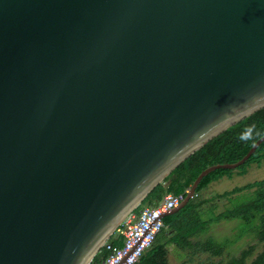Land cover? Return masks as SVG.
<instances>
[{
    "label": "water",
    "instance_id": "water-1",
    "mask_svg": "<svg viewBox=\"0 0 264 264\" xmlns=\"http://www.w3.org/2000/svg\"><path fill=\"white\" fill-rule=\"evenodd\" d=\"M262 109L264 0H0V264H90L175 168Z\"/></svg>",
    "mask_w": 264,
    "mask_h": 264
},
{
    "label": "trees",
    "instance_id": "trees-1",
    "mask_svg": "<svg viewBox=\"0 0 264 264\" xmlns=\"http://www.w3.org/2000/svg\"><path fill=\"white\" fill-rule=\"evenodd\" d=\"M252 128L251 138L241 139V136ZM264 135V109L233 125L205 146L187 158L175 168L162 183L157 185L132 211L138 214L146 206L157 205L165 195H186L196 177L206 168L217 164H232L244 157L252 145ZM264 162V142L259 145L249 159L235 170H215L202 178L196 188L195 196L179 211L163 218V227L155 238L152 246L146 250L137 264H166V246L174 245L182 251H189L190 255L208 254L211 258H220L217 262L200 264H264V179L248 183L231 191L216 195L215 198H230L234 195L249 192L251 197L246 202L221 212L211 219H203L202 207L209 201L201 199V193L210 184L224 177L231 178L233 174L243 176L251 165L259 166ZM240 220L244 228L239 239L244 236L254 238L256 245H249L241 250L238 256H227V248L233 244L231 240L223 244L211 240L191 242V239L205 234L209 226L220 221ZM235 241V242H236ZM114 247H120V237L114 233L106 241ZM257 245L261 251L250 261ZM109 252L102 246L95 254L90 264H101ZM224 256L226 258H224Z\"/></svg>",
    "mask_w": 264,
    "mask_h": 264
},
{
    "label": "rangeland",
    "instance_id": "rangeland-1",
    "mask_svg": "<svg viewBox=\"0 0 264 264\" xmlns=\"http://www.w3.org/2000/svg\"><path fill=\"white\" fill-rule=\"evenodd\" d=\"M262 179H264V162H262L259 166L254 164L251 165L247 168L246 174L243 176L233 177L231 179L223 178L210 184L201 195V199L209 201L202 207L201 213L203 219H211L223 211L246 202L251 197L249 192L221 199L215 198L216 195H220L224 192L231 191L233 188L241 187L248 183H253ZM243 228L244 224L240 220L216 222L209 226L207 233L191 239V242L194 243L197 241L204 242L205 240H211L215 243L223 244L226 241L231 240L234 243L228 246L226 257L228 255L238 256L240 251L249 245H256L254 238L249 236H244L236 241ZM166 250V264H200L217 262L220 260V258H211L208 254L199 253L196 255H190L189 251H182L174 245L166 246ZM260 251L261 245H257L252 257L248 259V262H250ZM226 257L224 256V258Z\"/></svg>",
    "mask_w": 264,
    "mask_h": 264
},
{
    "label": "built area",
    "instance_id": "built-area-1",
    "mask_svg": "<svg viewBox=\"0 0 264 264\" xmlns=\"http://www.w3.org/2000/svg\"><path fill=\"white\" fill-rule=\"evenodd\" d=\"M183 199V195L168 194L157 205L146 206L138 214L130 213L114 231L122 245L114 247L105 243L103 246L109 254L101 264H137L163 227L161 216L176 208Z\"/></svg>",
    "mask_w": 264,
    "mask_h": 264
},
{
    "label": "clouds",
    "instance_id": "clouds-1",
    "mask_svg": "<svg viewBox=\"0 0 264 264\" xmlns=\"http://www.w3.org/2000/svg\"><path fill=\"white\" fill-rule=\"evenodd\" d=\"M252 128H249L242 136L241 139L247 140L251 138Z\"/></svg>",
    "mask_w": 264,
    "mask_h": 264
},
{
    "label": "crops",
    "instance_id": "crops-1",
    "mask_svg": "<svg viewBox=\"0 0 264 264\" xmlns=\"http://www.w3.org/2000/svg\"><path fill=\"white\" fill-rule=\"evenodd\" d=\"M238 176H239V175H237V174H236V175L233 174L231 178H233V177H238ZM224 178H227V177H224ZM231 178H228V179H231ZM222 179H223V178H222ZM203 193H204V191H202L201 195H202Z\"/></svg>",
    "mask_w": 264,
    "mask_h": 264
}]
</instances>
